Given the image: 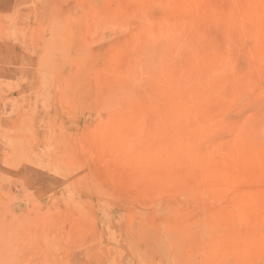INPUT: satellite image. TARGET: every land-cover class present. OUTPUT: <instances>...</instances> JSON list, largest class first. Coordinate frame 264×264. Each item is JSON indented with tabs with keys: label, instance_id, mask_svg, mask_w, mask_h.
<instances>
[{
	"label": "rangeland",
	"instance_id": "rangeland-1",
	"mask_svg": "<svg viewBox=\"0 0 264 264\" xmlns=\"http://www.w3.org/2000/svg\"><path fill=\"white\" fill-rule=\"evenodd\" d=\"M263 42L264 0H0V264H264Z\"/></svg>",
	"mask_w": 264,
	"mask_h": 264
},
{
	"label": "bare ground",
	"instance_id": "bare-ground-1",
	"mask_svg": "<svg viewBox=\"0 0 264 264\" xmlns=\"http://www.w3.org/2000/svg\"><path fill=\"white\" fill-rule=\"evenodd\" d=\"M137 2V1H136ZM264 43V42H263ZM260 45V44H259ZM263 47V48H262ZM261 49H264V45H261Z\"/></svg>",
	"mask_w": 264,
	"mask_h": 264
}]
</instances>
